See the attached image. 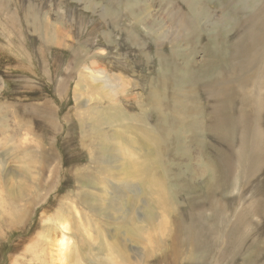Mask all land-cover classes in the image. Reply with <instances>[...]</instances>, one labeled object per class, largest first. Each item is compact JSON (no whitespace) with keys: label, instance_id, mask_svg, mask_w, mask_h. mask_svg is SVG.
<instances>
[{"label":"rangeland","instance_id":"obj_1","mask_svg":"<svg viewBox=\"0 0 264 264\" xmlns=\"http://www.w3.org/2000/svg\"><path fill=\"white\" fill-rule=\"evenodd\" d=\"M200 1L194 6L203 12L201 42L190 63L197 74L209 65L201 37L239 31L240 21L245 28L253 4L264 3ZM176 2L189 6V0H0V264H58L60 240L69 251L63 264H198L190 244L198 248V240L211 243L205 264H227L223 235L230 225L238 226V237L258 235V220L251 221L264 202L263 116L244 124L252 131L235 140L229 184L236 195L218 214L195 202L206 181L197 175L201 161L218 154L206 149L196 158L191 143L189 156L162 152L148 136L153 114L144 97L149 83L157 84L156 54L192 30L179 21ZM225 41L235 45L224 44L219 62L212 57L211 73L230 69L243 52L237 37ZM242 43L263 53V38ZM251 59L264 65L262 54ZM244 74L254 75L252 93L258 91L261 71ZM104 78L119 79L124 91ZM251 89L243 92L247 105ZM247 150L254 168L245 172ZM17 190L25 199L15 200Z\"/></svg>","mask_w":264,"mask_h":264},{"label":"bare ground","instance_id":"obj_2","mask_svg":"<svg viewBox=\"0 0 264 264\" xmlns=\"http://www.w3.org/2000/svg\"><path fill=\"white\" fill-rule=\"evenodd\" d=\"M253 1L245 0L244 4L248 6ZM201 3H205V1L196 2V0H189V6L193 8L191 12L190 10H185V8H189L187 3H185L187 6L185 8L179 7L178 2L175 3L177 5L175 9H182V11L179 10L177 12L179 21L188 24V26H192V30L187 32L182 43H174L170 48H167V52L156 54L159 61L157 86L154 83H149L151 88L148 89L147 95L144 97V103L150 107L151 114H153L151 122L153 125L151 132L153 134H148V136L153 139V142L160 151L162 150L164 152L165 150L172 149L176 152H184L185 156H189L190 151L185 147H188V144L191 143L199 152L198 155L196 154V158L202 157L206 149H211L213 153L218 154L217 159L206 156V160L201 161L202 167H200V170H204L200 171L197 175H206L205 187L202 193L200 192L199 199L194 200L197 207H211L218 214L223 211L224 201L228 200V198L234 199L236 195L235 188L229 184L235 173L233 169L235 166L233 164L235 140H242L248 136L249 130L252 131L250 126L244 124H250L259 119L262 120V116L264 117V65H258L254 59H251V57L256 55L258 58L261 54L264 57V49L262 53L260 49H256L257 44L244 47L242 43V41L250 39H264V35L256 34L250 27L254 26L264 31V3L258 8L257 5L259 2L258 4L257 2L253 4L254 12L252 13L251 11L250 16L244 19V21L250 23L245 28L240 27L243 23V21H240L239 26L237 24L234 27L235 29L240 28L239 31L232 32L228 29H224L223 32L211 31L207 38L201 37L203 41H208L206 43L208 46L206 52L205 44L203 46L205 52L204 60L205 62L207 60L209 65L207 64L208 66L206 67L203 66L204 69H200V73L197 74L193 70L194 65L190 63L194 55L192 50L196 48L197 43L201 42L199 38V17L202 16L203 12L195 9L194 6L203 5ZM196 31L198 32L195 34ZM236 37L239 39L237 43L240 42V45H242L240 47L243 52L240 53L241 48L239 47L240 56L236 57L233 54L236 59L232 60V62L230 61V69L218 67L215 70L216 72L211 73L214 67L212 57L216 59L215 62H219L218 60H220L222 50L229 48V43H232L231 41L226 42L225 39L232 38L234 40ZM224 44H227V48L224 47ZM228 57H231V54ZM175 59L176 67L173 66ZM247 69L260 70L261 78H263L262 85L259 86L260 89L253 93L252 90L256 88L258 81L256 78L253 80L254 75L244 74ZM173 76H175V82H170L168 85L167 77ZM108 79L104 78V81L112 84L113 87L119 88L120 91H124L125 88L121 82H118L119 79ZM111 81L118 83H112ZM250 87L252 88L250 90L252 98H250V105H248L251 106L255 102L258 105L260 104L259 108L252 105L250 107L252 111L246 110L248 105L245 104L246 98L243 95V92H247V89H250ZM165 141H170V144H166ZM184 143L187 145L185 146ZM252 150H255L254 153H256L260 149L255 148ZM248 153V150L242 151L241 155L243 161L242 169L245 172L248 166L252 169L254 168V166L252 167L249 164L251 156ZM238 158H240V154ZM260 159H256V164L261 163L262 159ZM241 178L243 181L245 176ZM262 182L264 184V171ZM16 192L15 200L25 199V196L19 190ZM213 200H216L217 203L214 202L213 204ZM187 202L189 203L190 200H187ZM254 212L256 213L253 214L254 219L251 222L254 223V220H258V235L255 236L244 232L245 238L243 236L238 237V226L235 223L230 225L229 231H225L223 236L226 240V253L223 255V260L227 264H264V202L259 204V207L254 208ZM66 227L64 226L65 229H67ZM249 235L250 237H248ZM194 241L197 244V237ZM190 244L194 254L193 261L198 264H205V255L210 250L211 243L205 240H198L197 247L199 249L195 248L192 243ZM66 245H64L63 240H60V243L54 245L56 247L55 261L58 264H63L68 259L69 251L67 252ZM50 264H55L54 259L51 260Z\"/></svg>","mask_w":264,"mask_h":264}]
</instances>
